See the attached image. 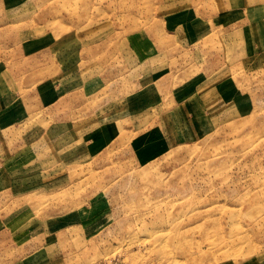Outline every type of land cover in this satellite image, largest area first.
Returning <instances> with one entry per match:
<instances>
[{"label": "rangeland", "instance_id": "1", "mask_svg": "<svg viewBox=\"0 0 264 264\" xmlns=\"http://www.w3.org/2000/svg\"><path fill=\"white\" fill-rule=\"evenodd\" d=\"M164 72L207 85L175 147ZM0 73V264H264V0H0ZM73 125L78 151L25 158Z\"/></svg>", "mask_w": 264, "mask_h": 264}, {"label": "crops", "instance_id": "2", "mask_svg": "<svg viewBox=\"0 0 264 264\" xmlns=\"http://www.w3.org/2000/svg\"><path fill=\"white\" fill-rule=\"evenodd\" d=\"M151 60H156V57H154V59L152 58ZM0 75L1 77H5L4 73H0ZM161 75L162 78L157 79L151 86H148L146 88L147 94L152 91L157 97L155 101H151L146 94L147 106L151 108H153L152 106L155 107V110L157 111L156 118L158 117V115H161L162 117H165V120H170V122L172 121V126L170 127L172 129L171 131H173L174 129H179L180 134L176 136L178 141L174 140L170 144L168 143V146L175 147L177 145L192 142V97H195L197 93L201 94L203 92L202 89L206 88L207 85L204 84V81L192 82V77L188 78L187 80L179 81V75H171L170 72H164L159 76ZM169 87L172 89L171 91L168 90ZM163 109H165L166 112L164 114H161L163 112ZM152 111L153 109H151V112ZM186 114L188 115L186 116ZM159 119L162 118L160 117ZM81 128V126L76 127L75 125H73L68 127L65 131L58 135L56 134L55 136H52L50 134H46L44 137L37 139L36 143H38L37 145H39V148L34 149V151H32L30 148L29 155L25 158L29 159L30 164H33L37 163L38 160L41 159L40 157H42L43 154L52 153V149L54 150V148L59 149V153L78 151L79 147L84 142V133L81 134ZM96 130V132L94 131L93 134H90V137L92 141L97 143V146H100V144H102L103 142V145L107 144L108 148L116 141H118V136L113 134L114 137L111 136L109 140L104 139V134L100 133L101 129ZM196 130L199 131V128ZM153 134L154 133H141L140 135H134L133 140L128 145L127 149L128 152H130L131 159L135 163L134 165L141 166L146 164L149 160L155 157L156 151L158 152V148H162V146L158 147L157 143L158 138L160 137V130L158 132L156 131L155 135ZM156 137H158L157 140ZM30 144L34 145V143ZM155 145L156 149L154 148ZM162 145H164V143H162ZM77 155L78 159L84 158V149H81L77 153ZM35 168H37V166H35ZM37 175L38 173L34 172L30 175V177H36ZM20 179L21 178H19V180ZM4 235L7 238L10 237V235H6V233ZM14 239L15 238L13 237V240ZM34 255L36 254L30 253L29 255H27V258L33 257ZM22 259L25 260L26 258ZM23 263L25 264V262Z\"/></svg>", "mask_w": 264, "mask_h": 264}, {"label": "built area", "instance_id": "3", "mask_svg": "<svg viewBox=\"0 0 264 264\" xmlns=\"http://www.w3.org/2000/svg\"><path fill=\"white\" fill-rule=\"evenodd\" d=\"M98 264H122L118 259H108V260H104L99 262Z\"/></svg>", "mask_w": 264, "mask_h": 264}]
</instances>
